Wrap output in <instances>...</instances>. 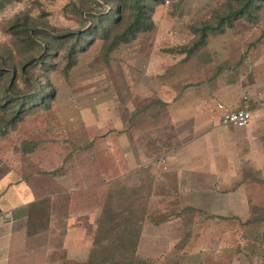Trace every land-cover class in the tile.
<instances>
[{
	"label": "rangeland",
	"instance_id": "rangeland-1",
	"mask_svg": "<svg viewBox=\"0 0 264 264\" xmlns=\"http://www.w3.org/2000/svg\"><path fill=\"white\" fill-rule=\"evenodd\" d=\"M125 2L120 30L133 21V0ZM145 3V31L113 48L114 34L107 41L94 36L71 66L74 39L55 44L45 65L23 74L20 63L42 52L29 47L32 30H40L34 32L42 43L48 33L83 35L118 4L0 0V67L17 64L21 96L55 95L50 107L29 112L15 126L0 112V171L14 172L36 193L31 232L44 231L48 216L54 222L52 234L39 239L50 249H40L37 259L80 263L65 261L59 235L80 213L93 224L87 239L97 243L96 254L114 264H264V137L256 138L251 125L220 127L217 110L209 116L195 111L203 101L264 109V101L249 100L252 93L264 96V0H256L251 18L231 22L225 18L244 0ZM28 146L34 150L25 152ZM129 149L137 159L163 160L154 169L155 187L153 173L124 176ZM73 203L82 212L71 210ZM107 207L122 212L124 228L140 225L136 244L134 236L97 227Z\"/></svg>",
	"mask_w": 264,
	"mask_h": 264
},
{
	"label": "crops",
	"instance_id": "crops-1",
	"mask_svg": "<svg viewBox=\"0 0 264 264\" xmlns=\"http://www.w3.org/2000/svg\"><path fill=\"white\" fill-rule=\"evenodd\" d=\"M186 95L187 96L185 97L189 98V102L191 103L194 97V93H189ZM245 97L246 95L243 98ZM250 99L251 103L253 104L259 102L261 103L264 101V96L263 94H261V96H254V93H252V95H249V100ZM226 100L233 104L239 101H236L235 99ZM185 104V108H189L190 104H187V101L185 102ZM259 106L260 105H257L254 110L250 108L253 114L254 121L252 119L249 125H247L246 127H242L247 128L251 125L250 129L251 131H254V136L258 139L264 137V109ZM190 109L192 110V106H190ZM216 110L220 114L217 121L218 125L222 128L230 127L225 126L221 123L222 113L218 109V106L217 108L215 107V104L210 105L208 104V102L203 101L200 103L197 102V104L195 105L196 113L202 116L215 114ZM207 123L210 125V119H207ZM132 129L133 127L131 128V130ZM129 131H125L123 134L127 141L126 143L128 147L132 149L134 147V145H132L134 140L131 137V133ZM131 149H129L128 152H125L124 162L122 163L123 168L126 166L128 168L126 173H124V176L127 174L133 175L138 170L145 171L149 174V176H151L150 173H153V177L155 179V183L153 184V186L155 187L159 178H157L158 175L156 176L154 174V169L161 168V163L163 162V160L159 161V159H152L150 157L143 160L141 158L137 159L134 151L132 150V152ZM175 159H177V161H181L178 157H175ZM189 160H187L185 164L187 163L188 165V163H190ZM168 162L171 163V160L168 159ZM142 168H144V170H141ZM37 202V195L27 181H24L23 178L18 177V175L12 171H0V264H41L39 259H37L38 252H40L39 250H43L42 248L44 247H48L47 249H50L48 245L46 246L39 243L40 237L46 235L47 233L52 234L54 222L50 216H48L49 220L47 219L48 223L46 222L44 224V231L42 229H39L37 232H31L30 230V216L34 212L35 204ZM74 205L75 203L72 204L71 210L74 211V209H78V212H82L79 207H76ZM82 216L83 215L80 213L79 216H75V218H77L76 223L74 225L69 223V226L66 225L68 222L65 221V219L64 227L67 226L68 228H65L66 230L63 231L59 230V235L62 236L60 237V240L62 238L61 248L66 254L65 261H69L71 258H73L76 262H80L79 264H84L89 258V255H87L88 257L86 258V260L82 261L86 250H88V254H90V251L92 249L93 242L87 239V235L88 228L91 229L93 224L86 219L87 216H85L86 221H84V219L80 220ZM88 242H91V244H89ZM68 243L70 244L68 245ZM71 246H73L74 248L73 254L75 253V255H72L70 252L72 249ZM68 248H70L69 251ZM52 253L53 252L51 250L50 255H52ZM56 263H52L50 259L48 261H45V263L43 264ZM68 264H70V262Z\"/></svg>",
	"mask_w": 264,
	"mask_h": 264
},
{
	"label": "trees",
	"instance_id": "trees-1",
	"mask_svg": "<svg viewBox=\"0 0 264 264\" xmlns=\"http://www.w3.org/2000/svg\"><path fill=\"white\" fill-rule=\"evenodd\" d=\"M108 3L113 4L116 2L117 6H111V11L108 12L103 18H97L98 22L94 24L89 30H87L83 35L76 36H68V35H56L54 33H48L49 41L46 43H42V41L36 38L35 32H40V30H32L33 33H29L27 37L29 38L30 42L32 43L31 49H39L41 54L35 56L34 54H30L26 59L25 63H20V72L23 74H28L30 67L36 64H46V57H49L52 53L51 50L56 51L55 44L63 45L67 43L70 39H74V43L70 46L69 53L67 55L68 59L70 60L71 66L74 63L73 56L75 55L78 50L82 49L86 44H89L90 41L94 36L99 35L101 38L109 40V37L114 34L111 44L112 48L113 45L118 44V41H122L126 39L127 36L131 35L133 32L136 33L137 31H145V29L149 26L146 23V19L149 16V12L147 11L150 8L146 5L145 2L151 0H133L131 4V9H133V21L128 25L125 26L124 29L120 30L123 25V14L124 9L129 5L125 4V0H106ZM245 3L239 10L232 11L225 19L229 20L230 22L235 19L240 18H251L254 13V9L257 7L256 0H244ZM162 0H155V4H160ZM153 11V10H152ZM237 13V16L234 14ZM98 16V15H97ZM127 23V22H126ZM120 30V32H116ZM35 31V32H34ZM72 35V34H70ZM127 41V40H125ZM123 41V42H125ZM45 53V54H44ZM43 55V56H42ZM39 57V58H38ZM38 58V59H36ZM5 62V61H4ZM17 64L12 67H0V112L2 114H6L8 119L5 120V123L8 125L17 124L21 122L24 117L29 113L36 112L40 107H50L49 102L51 99H54L55 95L52 92H48L47 90H42L40 94H32L29 97L21 96L18 91L15 90L16 82H17V72H18ZM9 78V79H8ZM7 79V80H6ZM4 131V129L2 130ZM32 147H27L25 152L33 151ZM134 213V210H132ZM122 216V212L115 211L114 208H106L103 211L102 218L97 221V227L102 228L105 230V233L114 232L118 234L121 232V236H126L127 239H131L133 236L135 237V244L136 241L139 239V226L138 228H131L125 226L120 223V219ZM121 226V227H120ZM31 228V224H30ZM133 240V238H132ZM133 242V241H132ZM97 248V243L94 242L92 249L89 254V258L86 263L84 264H114L111 263L110 258H100L95 251ZM117 264V262L115 263Z\"/></svg>",
	"mask_w": 264,
	"mask_h": 264
},
{
	"label": "built area",
	"instance_id": "built-area-1",
	"mask_svg": "<svg viewBox=\"0 0 264 264\" xmlns=\"http://www.w3.org/2000/svg\"><path fill=\"white\" fill-rule=\"evenodd\" d=\"M218 109L221 111V123L225 126L246 127L253 119V114L249 106L244 105L238 109H230L219 103Z\"/></svg>",
	"mask_w": 264,
	"mask_h": 264
}]
</instances>
